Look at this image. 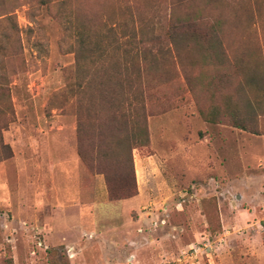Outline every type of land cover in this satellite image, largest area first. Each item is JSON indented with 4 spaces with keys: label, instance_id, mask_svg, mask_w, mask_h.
Returning <instances> with one entry per match:
<instances>
[{
    "label": "rangeland",
    "instance_id": "1",
    "mask_svg": "<svg viewBox=\"0 0 264 264\" xmlns=\"http://www.w3.org/2000/svg\"><path fill=\"white\" fill-rule=\"evenodd\" d=\"M46 1L0 0V264H264V92L239 90L235 74L240 64L264 81V0ZM128 7L161 40L136 191L112 200L99 169L131 181L127 160L80 156L101 142L96 129L79 138L64 17L97 34ZM174 12L221 22L222 47L172 46L162 28ZM230 96L258 134L204 120Z\"/></svg>",
    "mask_w": 264,
    "mask_h": 264
},
{
    "label": "trees",
    "instance_id": "2",
    "mask_svg": "<svg viewBox=\"0 0 264 264\" xmlns=\"http://www.w3.org/2000/svg\"><path fill=\"white\" fill-rule=\"evenodd\" d=\"M41 1L44 7L48 6L46 0ZM181 6L179 2L174 7L180 9ZM126 10L127 16L105 24L97 34L88 30L85 24L70 19V16L64 17L66 29L76 39L73 48L76 56L73 84L68 87V91L77 98L82 109L77 116L79 138L83 142L86 130L96 129L101 142L98 145L86 144V148L80 147V156L83 160H113L125 155L123 160H127L122 171L127 169L131 181L122 177L116 180L109 169H99L106 177L112 200L132 197L136 191L132 152L149 142L151 62L154 58V44L161 40L160 36L153 34L157 23L152 18L135 17L132 7ZM8 20H12L10 14ZM221 27L219 21L208 25L200 12L186 16L174 12L162 29H165L167 39L176 48L181 43L194 47L206 44L208 50H214L216 46L222 47L219 37ZM12 29L16 31L14 25ZM157 50L162 57L170 52L169 48L162 46ZM235 71V74L242 77L239 90L264 92L263 78H259L253 69L245 70L239 64ZM218 80L214 77L208 88L212 91L219 89ZM233 97L230 96V103L225 104L224 111L214 105L202 112L204 120L211 124H221L227 120L235 128L258 134L250 122V116L242 115L232 106ZM252 106L249 103L251 109ZM83 110L87 115L86 120ZM90 167L94 168V165Z\"/></svg>",
    "mask_w": 264,
    "mask_h": 264
}]
</instances>
